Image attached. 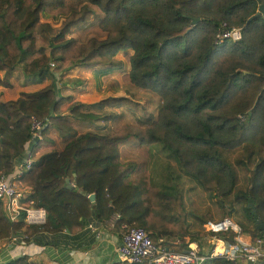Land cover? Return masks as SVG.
<instances>
[{"label":"trees","instance_id":"1","mask_svg":"<svg viewBox=\"0 0 264 264\" xmlns=\"http://www.w3.org/2000/svg\"><path fill=\"white\" fill-rule=\"evenodd\" d=\"M111 2L115 7L110 6L99 21L102 36L84 41L64 37L92 13L89 4L101 8ZM258 4L264 6V0H0V84L10 85L15 66L34 82L50 78L34 90L0 101V173L10 177L15 156L32 151L42 140L50 142L43 137L49 126L66 137L60 149L41 153L12 177L16 185L32 188L33 205L45 209L44 223L26 224L23 211L11 220L0 206V239L22 233L24 242L55 244L43 236L76 232L92 216L103 224L110 220L107 226L121 232L139 225L167 249L198 242L205 232L187 227L171 185L158 188L146 172L129 178L135 164L121 161L117 146L127 136L137 137L140 144L157 143L179 172L222 197L236 185L227 153L247 146L246 156L257 158L246 188L235 190L233 200L249 204L245 211L253 228L239 225L241 233L264 235V228L254 223H264V8L246 21ZM191 17L198 20L192 23ZM222 22L239 26L240 38L214 41ZM37 37L45 44H37ZM55 48H62L64 55H53ZM118 51L129 64L128 81L159 97L156 117L142 126L125 123L108 132L77 133L60 108L70 95L58 93L49 62L73 59L84 66L100 65L98 71L104 72L123 65L115 57ZM123 99L106 96L96 104ZM76 104L81 103L67 104L71 115L92 116L79 112ZM33 118L41 122L38 139L31 138ZM91 192L93 202L86 196ZM0 264L36 263L17 253ZM203 264H239V260L214 256Z\"/></svg>","mask_w":264,"mask_h":264},{"label":"rangeland","instance_id":"2","mask_svg":"<svg viewBox=\"0 0 264 264\" xmlns=\"http://www.w3.org/2000/svg\"><path fill=\"white\" fill-rule=\"evenodd\" d=\"M114 3L115 2H111L107 6L101 8L97 5L89 4L92 8V13L84 21L71 26L69 31L64 34V37L73 38L76 41H84L92 35L102 36L104 30L100 28L99 21L103 18L105 11L109 9L110 6H112V8L115 7ZM41 19L47 20L53 25L58 24V21L53 22L50 18L41 17ZM36 43L45 44V41L37 37ZM61 49L62 48H55L52 54L55 56L60 54L64 55V51ZM115 57L121 58L123 64L126 62L122 51H118ZM72 64H74L73 59H53L49 62V67L54 74L55 86L58 85L57 88L62 94L70 95V99L63 103L60 108L61 110L65 109L63 113L68 115V117H65L71 122V125L77 133L87 130L108 132L117 129L120 125L125 123L142 126L156 117L157 108L160 103L159 97L152 91L132 85L124 72L122 75L118 73L121 87L116 96H123L125 99L114 104L98 107L96 102L101 96H104V94L88 98L87 92V95H84L85 98H74L72 100L71 93L66 91L69 86L64 83L81 80L80 77L71 75L73 70H67ZM29 81L30 85L33 86L32 88H37L38 86L48 83L50 78L46 77L40 83L34 82L32 79H29ZM80 86H83L84 90L88 88L87 91H90L87 84H80ZM90 89L92 90L93 88L90 87ZM98 91L99 90H97L96 93ZM107 96H112V94L110 93ZM72 101L81 103L76 104L79 112L90 113L92 116H89L90 118H79L71 115L69 113V108H67V104ZM108 112L112 113L111 117L105 116V113ZM238 116L241 117L240 114ZM43 137L51 141L45 142L41 139L42 141H40V144L36 146H42L38 150L39 153L51 149H60L66 140L65 136L58 134L55 126H49L47 131L43 134ZM117 146L120 152V160L131 161L135 164V170L130 174L129 178L139 173L146 172L150 176L151 183L158 188L164 189L163 185L172 186L171 193L177 196L184 212L183 217L185 222L189 224L187 227L190 228V230L200 232L203 230V222L206 219H219L226 215V209L228 211V217L238 225H242V227L249 230L253 228V223L247 217L245 211V206H249V204H247L245 200H233L235 190H244L246 188L249 170L257 158L255 154L249 158L246 156L247 146L242 145L236 147L227 153V159L232 163L236 171V185L232 192L223 197L215 195L214 191L205 190L195 182V180L179 172L173 158L167 156L165 153L166 151L157 143L140 144L137 137L127 136L125 139L117 142ZM261 154H263V152H261ZM238 160L240 161L238 162ZM16 187L20 194V202H24V204L21 203L23 206L35 204L33 201L35 197H32V193L26 198H22L24 195L23 185H17ZM28 193L29 192H26L25 194ZM225 204H228L226 208L224 207ZM203 235L197 241L200 245L206 247L208 242L207 238H205V240L203 239ZM7 242V239H0V248L5 247ZM10 255L9 258L15 257L17 253L11 251Z\"/></svg>","mask_w":264,"mask_h":264},{"label":"built area","instance_id":"3","mask_svg":"<svg viewBox=\"0 0 264 264\" xmlns=\"http://www.w3.org/2000/svg\"><path fill=\"white\" fill-rule=\"evenodd\" d=\"M239 26L227 27L224 22L216 31L214 41L223 38L235 40L240 38ZM41 122L31 120V138H40ZM22 155V154H21ZM20 155V156H21ZM30 150L23 153L14 164L10 177L0 173V206L5 215L14 220L23 211L26 224H42L45 221V209L41 206H23L20 202L16 182L12 179L29 167ZM121 226H125L121 224ZM120 242L116 246L119 260L126 264H203L211 257L219 256L228 260H244L249 264H264V235L250 237L241 233L240 226L228 216L219 219H206L203 222V239L207 238V246L199 242L189 241L187 247L180 250L167 249L153 242L145 230L139 225L124 227ZM25 234L17 233L10 236L7 246L17 247L24 242Z\"/></svg>","mask_w":264,"mask_h":264},{"label":"crops","instance_id":"4","mask_svg":"<svg viewBox=\"0 0 264 264\" xmlns=\"http://www.w3.org/2000/svg\"><path fill=\"white\" fill-rule=\"evenodd\" d=\"M100 67V65L84 66L78 63H74L68 67L67 70H73L71 75L81 78V80L64 83L69 86L66 91L71 93L72 100L74 98H85L84 95H87V92L88 98L104 94V96L100 97L101 99L110 93L112 96L117 95L121 87L118 73L122 75L124 72L127 76V71L129 69L128 62H125L121 66L122 68H113L104 72L98 71ZM2 73L3 71L0 70V77L2 76ZM29 79L28 74H23L19 66H15L9 77L10 85L4 86L0 84V101L14 99L21 91H31L36 89L32 88L33 86L30 85ZM80 84H87L90 91H87L88 88L84 90L83 86H80ZM57 87L58 85L56 88ZM90 87L93 89L91 90ZM97 90L99 91L96 93ZM58 93L62 94L59 90ZM41 147L42 146L35 147L30 151V157L32 160L45 152H38ZM20 155L13 158V165L19 160V157L22 156ZM22 188H24V195L22 198H26L32 193V188L30 186L23 185ZM26 192L29 193L25 194ZM21 203L24 204V202ZM107 225L111 226L110 220L103 224V222L98 221L91 216L83 221L82 228L76 232L68 233V235L56 232L52 234L49 233V236H43L42 240L50 238L55 244L25 241L17 244L18 246L12 249L6 245L5 247L0 248V261L9 258L12 251L26 254L27 259L36 264H126L119 260L116 250L122 232L119 229H112V227ZM239 264L249 263L244 260H239ZM256 264L260 263L257 262Z\"/></svg>","mask_w":264,"mask_h":264},{"label":"water","instance_id":"5","mask_svg":"<svg viewBox=\"0 0 264 264\" xmlns=\"http://www.w3.org/2000/svg\"><path fill=\"white\" fill-rule=\"evenodd\" d=\"M263 8H264L263 4H258L256 10L246 18V21H248L249 19H251L254 16H257L260 13V11L263 10ZM190 19H191L192 23H195L198 20L197 17H191ZM65 181L67 182V184H66L67 187H71L72 186V184L68 183V178H65ZM86 196H87V198H88V200L90 202H93V200H94V193L93 192L88 193ZM254 223H255V225L258 228H263L264 227V223L263 222H259L258 220H255Z\"/></svg>","mask_w":264,"mask_h":264}]
</instances>
